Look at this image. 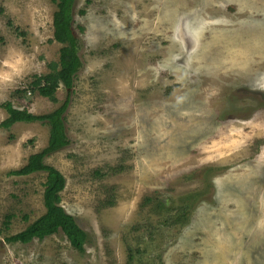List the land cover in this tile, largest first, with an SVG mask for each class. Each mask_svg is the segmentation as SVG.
Segmentation results:
<instances>
[{
  "label": "rangeland",
  "instance_id": "obj_1",
  "mask_svg": "<svg viewBox=\"0 0 264 264\" xmlns=\"http://www.w3.org/2000/svg\"><path fill=\"white\" fill-rule=\"evenodd\" d=\"M53 1L0 0V125L9 101L40 116L69 97L71 144L46 164L88 242H6L46 212V175L9 174L50 128L0 126V264H264V0H76L73 88L15 96L59 62ZM193 193L184 225L154 209Z\"/></svg>",
  "mask_w": 264,
  "mask_h": 264
},
{
  "label": "trees",
  "instance_id": "obj_2",
  "mask_svg": "<svg viewBox=\"0 0 264 264\" xmlns=\"http://www.w3.org/2000/svg\"><path fill=\"white\" fill-rule=\"evenodd\" d=\"M57 11L54 14L53 26L54 37L52 41L62 44L60 50L59 62L51 63L49 65L50 72L43 76H35L24 90H17L14 92L15 96H27L28 93H38L40 96L49 99L53 103H57V90L63 85L68 90L74 86V79L83 67V63L79 56L80 40L76 35L74 29V15L73 9L76 0H54ZM3 9L0 8V13ZM84 15L86 12H80ZM81 32L84 28L78 26ZM3 38L0 37V43ZM70 103L69 97L56 110L44 115H34L27 109H17L9 101L2 105L7 111L9 117L0 126L9 129L17 123H41L48 125L50 128V137L48 145L41 152L31 155L28 158L27 165L19 170L13 171L9 175L13 176H29L32 174H45L46 182L44 184L43 204L46 209L44 215L33 223H31L24 231L7 237V243L30 244L34 240L43 241L48 237L58 234L62 231L70 241L73 248L79 252H85V245L88 242V235L77 223L76 219L68 214L62 206L61 193L65 190L67 179L54 166L46 164V159L51 155L60 152L71 144L67 129H66V112ZM210 186V185H209ZM206 191V190H205ZM200 197L199 193L189 194L181 199V204L175 208L167 206L163 200H157L154 204V209L160 211H175L172 215L175 224H186L189 217V210L191 203L197 202ZM147 201H150L148 199ZM105 204L113 205V201L107 200ZM29 217L25 216L23 219L27 220ZM12 215L6 217L4 227L9 229ZM132 255V254H131ZM131 258V257H130Z\"/></svg>",
  "mask_w": 264,
  "mask_h": 264
}]
</instances>
